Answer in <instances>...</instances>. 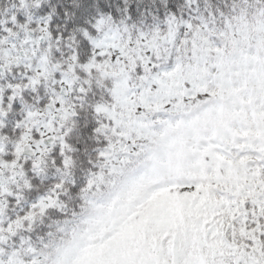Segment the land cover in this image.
<instances>
[{
	"label": "snow or ice",
	"instance_id": "snow-or-ice-1",
	"mask_svg": "<svg viewBox=\"0 0 264 264\" xmlns=\"http://www.w3.org/2000/svg\"><path fill=\"white\" fill-rule=\"evenodd\" d=\"M0 264H264V0H0Z\"/></svg>",
	"mask_w": 264,
	"mask_h": 264
}]
</instances>
